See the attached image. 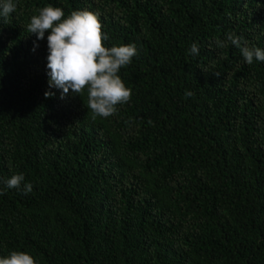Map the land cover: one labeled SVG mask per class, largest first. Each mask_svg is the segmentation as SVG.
Wrapping results in <instances>:
<instances>
[{
  "label": "trees",
  "instance_id": "obj_1",
  "mask_svg": "<svg viewBox=\"0 0 264 264\" xmlns=\"http://www.w3.org/2000/svg\"><path fill=\"white\" fill-rule=\"evenodd\" d=\"M13 2L0 18V258L264 264V61L226 41L264 50V0ZM48 5L98 13L106 47L136 45L115 114L93 118L87 89L49 87V32L27 29Z\"/></svg>",
  "mask_w": 264,
  "mask_h": 264
},
{
  "label": "clouds",
  "instance_id": "obj_2",
  "mask_svg": "<svg viewBox=\"0 0 264 264\" xmlns=\"http://www.w3.org/2000/svg\"><path fill=\"white\" fill-rule=\"evenodd\" d=\"M15 10L13 0H4L0 3V18L6 21ZM64 16L62 8L48 5L39 9L38 15H33L27 26L28 32L36 34L37 40H43L45 33L49 32V87L62 89L61 99L67 96L69 90L82 96L87 89V108L91 110L93 118H107L117 112V105L127 103L131 98V89L125 86L118 73L121 67L130 64L137 55V47L135 44L106 47L104 41L108 36L102 31L98 13L85 9L72 11L67 18L62 19ZM226 41L240 49L249 65L254 58L264 61V50L256 46L248 47L242 37L228 34ZM226 41L217 40L216 44L224 48L227 47ZM190 51L193 55L199 54L195 43ZM54 95L52 91L45 92L46 98ZM192 95L190 91L185 92L186 98ZM24 180V174L20 173L11 176L4 183L8 188L20 189ZM32 190L31 183L24 184L25 194ZM3 194L0 189V195ZM0 264H36V261L27 252L12 251L8 256L0 258Z\"/></svg>",
  "mask_w": 264,
  "mask_h": 264
}]
</instances>
